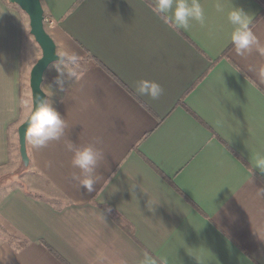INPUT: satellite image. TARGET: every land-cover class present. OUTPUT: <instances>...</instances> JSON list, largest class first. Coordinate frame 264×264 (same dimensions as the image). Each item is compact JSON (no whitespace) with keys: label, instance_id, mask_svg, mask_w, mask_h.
Wrapping results in <instances>:
<instances>
[{"label":"crops","instance_id":"0c3cea01","mask_svg":"<svg viewBox=\"0 0 264 264\" xmlns=\"http://www.w3.org/2000/svg\"><path fill=\"white\" fill-rule=\"evenodd\" d=\"M39 1L61 58L41 90L66 126L43 148L26 137L27 169L13 175L38 47L22 11L0 0V264H141L144 253L157 264H264V173L254 168L264 0H199L206 25L186 31L158 19L156 0ZM233 7L258 41L242 56L229 39ZM140 80L163 94L138 96ZM68 143L101 153L91 193Z\"/></svg>","mask_w":264,"mask_h":264},{"label":"clouds","instance_id":"9594fccd","mask_svg":"<svg viewBox=\"0 0 264 264\" xmlns=\"http://www.w3.org/2000/svg\"><path fill=\"white\" fill-rule=\"evenodd\" d=\"M215 8L217 14H224L222 4L217 3ZM154 11L165 26L175 30L186 31L193 22L198 23L201 27L206 25L205 10L199 0H191V2L189 0H156ZM227 20L233 26L229 39L237 55L242 56L250 52L258 43L257 37L250 26V15L241 8L233 7L227 13ZM69 60L74 61L75 57H70ZM65 69L69 76L78 78L77 73L67 64H65ZM55 70L58 77L54 83L62 91L64 81L59 77L64 75V71L61 67H55ZM135 91L138 96L147 97L150 100H158L163 94V88L158 83L150 80L138 81ZM45 93L48 96L54 94L51 85L45 89ZM65 126V121L50 101L40 96L34 98L33 111L27 121L26 135L35 148H43L50 141L59 140L64 134ZM67 148L72 152V166L81 170L85 176L80 183L87 192L91 193L94 190L95 183L92 174L97 166V161L101 158V153L92 146L80 149L68 143ZM254 168L264 173V152L256 153ZM257 196L264 199V188L258 189ZM141 264H157V260L144 253ZM159 264H165L163 257L160 258Z\"/></svg>","mask_w":264,"mask_h":264},{"label":"water","instance_id":"95a60500","mask_svg":"<svg viewBox=\"0 0 264 264\" xmlns=\"http://www.w3.org/2000/svg\"><path fill=\"white\" fill-rule=\"evenodd\" d=\"M10 4L17 6L26 14L29 21V33L41 50V57L33 65L29 74V87L31 91L32 109L24 122L18 127L19 156L24 167L28 166V156L26 152V128L27 121L33 111V100L40 96L45 99L41 90L43 75L48 66L61 58L56 54V48L52 39L44 29L43 11L39 0H8Z\"/></svg>","mask_w":264,"mask_h":264},{"label":"rangeland","instance_id":"374dc122","mask_svg":"<svg viewBox=\"0 0 264 264\" xmlns=\"http://www.w3.org/2000/svg\"><path fill=\"white\" fill-rule=\"evenodd\" d=\"M22 14H23V17H24V22H25L26 30L29 31V21H28V17L26 16L25 13L22 12ZM37 47H38V46H37ZM40 57H41V50H40L39 47H38V56H37V58L39 59ZM38 59H37V60H38ZM34 64H35V63H34Z\"/></svg>","mask_w":264,"mask_h":264},{"label":"trees","instance_id":"16d2710c","mask_svg":"<svg viewBox=\"0 0 264 264\" xmlns=\"http://www.w3.org/2000/svg\"><path fill=\"white\" fill-rule=\"evenodd\" d=\"M27 167H24L23 165L13 174L14 176H19L23 171H25Z\"/></svg>","mask_w":264,"mask_h":264}]
</instances>
